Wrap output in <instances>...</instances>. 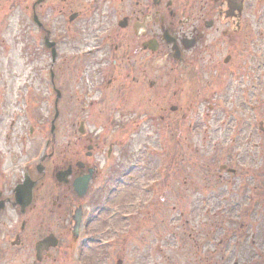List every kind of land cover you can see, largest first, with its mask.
I'll list each match as a JSON object with an SVG mask.
<instances>
[{
    "label": "rangeland",
    "instance_id": "1",
    "mask_svg": "<svg viewBox=\"0 0 264 264\" xmlns=\"http://www.w3.org/2000/svg\"><path fill=\"white\" fill-rule=\"evenodd\" d=\"M39 1L0 0V147L10 155L24 144L30 150L50 141L57 99L53 167L75 164L81 119L87 127L81 154L98 142L100 161L110 143L118 144L117 152L121 148L122 158L114 157L126 181L114 176L97 210L87 203L88 232L78 240L81 264L92 263L95 240L105 232L114 239L111 264H264V173L244 188L231 171L220 176L221 166L242 169L237 156L242 158L246 145L234 142L235 128L264 121V64L243 62L255 47L264 56V42L256 39L250 47L247 38L253 35L246 27L239 54L224 44L215 49V60L189 68L154 57L145 63L143 111H85L76 94V0ZM260 2L255 14L264 9ZM33 4L43 30L32 19ZM47 30L59 41L54 60L45 46ZM229 54L232 61L225 62ZM153 79L159 87L150 90ZM157 102L167 111L156 108ZM207 105L208 129L202 126ZM256 141V153L263 154L264 135ZM53 167L47 184L54 183ZM72 191L64 188L65 196L75 198Z\"/></svg>",
    "mask_w": 264,
    "mask_h": 264
},
{
    "label": "flooded vegetation",
    "instance_id": "2",
    "mask_svg": "<svg viewBox=\"0 0 264 264\" xmlns=\"http://www.w3.org/2000/svg\"><path fill=\"white\" fill-rule=\"evenodd\" d=\"M260 1L76 0L78 103L85 111L96 107H100V112L143 111V100L139 94L145 87L146 61L163 55L167 60L189 68L206 60H215V49L224 44L231 47V54H239L246 27L253 35L247 38V44L255 47L256 39L264 42V9L254 13L256 7L262 4ZM36 6L32 5V19L43 30ZM47 31L45 43L59 44V41L51 40L53 35ZM166 33L171 43L165 40ZM210 38L213 39L211 44ZM255 48L247 52L244 63L264 64V56L255 53ZM231 61L229 54L225 62ZM148 84L150 90L159 87L157 79L149 80ZM190 95L192 98L195 96L193 91ZM155 106L167 111L159 102ZM208 108L209 105L202 113V126L207 129ZM58 117L59 109L55 105L50 129L52 131L55 119L54 135ZM84 128H87L86 121L81 119L80 135L76 137V161L75 164L68 162L66 167L64 161L60 168L50 164L55 136L51 151L48 149L49 141L30 150L24 144L18 154L13 152L10 155L4 154L0 147V264H81L78 240L87 231V203L97 210L99 205L103 206L102 194L107 192L111 179L114 176L116 179L120 177V180L126 177V171L120 167L121 163L118 168L114 157L119 153L122 158L124 154L121 148L117 152L118 144L110 143L105 154L102 153L104 159L100 161L96 159V152L100 149L98 142L90 143L87 151L81 154L80 142L82 137L87 136ZM32 133L31 127L29 135ZM263 135L264 121L250 129L236 127L232 137L234 142L240 144V148L246 145L242 158L237 156L242 169L221 166L220 176L231 171V177L238 176L242 188L256 185L262 177L261 172L264 173V153H256L259 146L256 139ZM88 139L92 142L91 136ZM40 150L44 154L35 159V152ZM69 166L72 169L68 182H61L58 174ZM51 167L54 183L47 184ZM90 170L92 177L87 195L80 196L73 183ZM64 188L66 192L73 190L75 198L66 197ZM88 195L90 198L86 200ZM54 206L55 210L52 209ZM77 219H80L79 227H76ZM113 240L108 232L99 235V239L95 240L98 251L94 253V259L91 258V264H111L108 252Z\"/></svg>",
    "mask_w": 264,
    "mask_h": 264
},
{
    "label": "water",
    "instance_id": "3",
    "mask_svg": "<svg viewBox=\"0 0 264 264\" xmlns=\"http://www.w3.org/2000/svg\"><path fill=\"white\" fill-rule=\"evenodd\" d=\"M40 1H42V0H40ZM166 36H167V33L165 34V40L167 41V42H172V40H169L168 38H166ZM49 45L52 47V49H53V57L55 58L56 57V49H55V47H54V43H49ZM174 49H175V47H174ZM60 91H58V96H60ZM71 174V167L70 168H68L67 170H65V171H61L59 174H58V179L60 180V181H65V182H67L68 181V176ZM90 178V177H89ZM89 178H86L85 180H83V181H76L75 182V188L77 189V191L81 194V195H83V194H85L86 193V191H87V188H88V183H89Z\"/></svg>",
    "mask_w": 264,
    "mask_h": 264
}]
</instances>
